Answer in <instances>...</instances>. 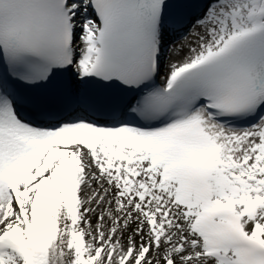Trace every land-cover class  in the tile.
Instances as JSON below:
<instances>
[{
	"label": "snow or ice",
	"instance_id": "6c2138e0",
	"mask_svg": "<svg viewBox=\"0 0 264 264\" xmlns=\"http://www.w3.org/2000/svg\"><path fill=\"white\" fill-rule=\"evenodd\" d=\"M0 264H264V0H0Z\"/></svg>",
	"mask_w": 264,
	"mask_h": 264
},
{
	"label": "rangeland",
	"instance_id": "374dc122",
	"mask_svg": "<svg viewBox=\"0 0 264 264\" xmlns=\"http://www.w3.org/2000/svg\"><path fill=\"white\" fill-rule=\"evenodd\" d=\"M169 48H171V45H169ZM167 63V55L165 57V64Z\"/></svg>",
	"mask_w": 264,
	"mask_h": 264
},
{
	"label": "bare ground",
	"instance_id": "6f19581e",
	"mask_svg": "<svg viewBox=\"0 0 264 264\" xmlns=\"http://www.w3.org/2000/svg\"><path fill=\"white\" fill-rule=\"evenodd\" d=\"M165 59V58H164Z\"/></svg>",
	"mask_w": 264,
	"mask_h": 264
}]
</instances>
